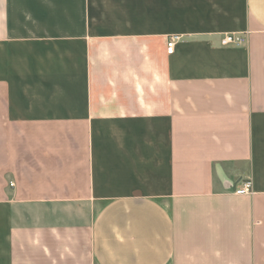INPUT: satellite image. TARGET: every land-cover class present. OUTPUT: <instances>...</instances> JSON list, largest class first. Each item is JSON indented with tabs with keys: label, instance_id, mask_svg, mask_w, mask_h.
<instances>
[{
	"label": "crops",
	"instance_id": "obj_1",
	"mask_svg": "<svg viewBox=\"0 0 264 264\" xmlns=\"http://www.w3.org/2000/svg\"><path fill=\"white\" fill-rule=\"evenodd\" d=\"M0 264H264V0H0Z\"/></svg>",
	"mask_w": 264,
	"mask_h": 264
},
{
	"label": "built area",
	"instance_id": "obj_2",
	"mask_svg": "<svg viewBox=\"0 0 264 264\" xmlns=\"http://www.w3.org/2000/svg\"><path fill=\"white\" fill-rule=\"evenodd\" d=\"M178 35H170L167 40L166 44V51L167 53L171 54L174 51L176 39ZM245 37L243 34H236V33H226L221 38L222 45H234L239 46L243 44ZM13 185V183H11ZM237 194H248L252 193V183L250 180L242 182L239 188L235 189Z\"/></svg>",
	"mask_w": 264,
	"mask_h": 264
},
{
	"label": "rangeland",
	"instance_id": "obj_3",
	"mask_svg": "<svg viewBox=\"0 0 264 264\" xmlns=\"http://www.w3.org/2000/svg\"><path fill=\"white\" fill-rule=\"evenodd\" d=\"M10 185H12V184L10 183Z\"/></svg>",
	"mask_w": 264,
	"mask_h": 264
}]
</instances>
